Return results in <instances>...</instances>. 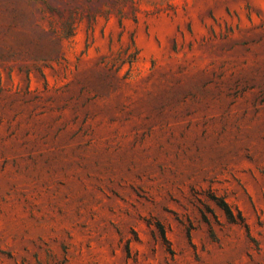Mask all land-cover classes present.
Here are the masks:
<instances>
[{
	"label": "rangeland",
	"instance_id": "374dc122",
	"mask_svg": "<svg viewBox=\"0 0 264 264\" xmlns=\"http://www.w3.org/2000/svg\"><path fill=\"white\" fill-rule=\"evenodd\" d=\"M0 264H264V0H0Z\"/></svg>",
	"mask_w": 264,
	"mask_h": 264
},
{
	"label": "trees",
	"instance_id": "16d2710c",
	"mask_svg": "<svg viewBox=\"0 0 264 264\" xmlns=\"http://www.w3.org/2000/svg\"><path fill=\"white\" fill-rule=\"evenodd\" d=\"M222 206H224V208L226 209L227 213L230 214V211L228 210V207L225 203H222Z\"/></svg>",
	"mask_w": 264,
	"mask_h": 264
}]
</instances>
